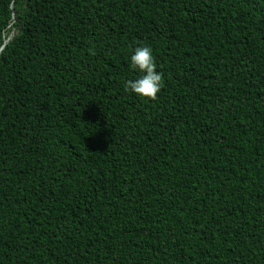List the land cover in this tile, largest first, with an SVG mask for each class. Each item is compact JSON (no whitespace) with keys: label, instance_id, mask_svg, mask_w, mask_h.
<instances>
[{"label":"trees","instance_id":"1","mask_svg":"<svg viewBox=\"0 0 264 264\" xmlns=\"http://www.w3.org/2000/svg\"><path fill=\"white\" fill-rule=\"evenodd\" d=\"M0 264H264V0H0Z\"/></svg>","mask_w":264,"mask_h":264},{"label":"clouds","instance_id":"2","mask_svg":"<svg viewBox=\"0 0 264 264\" xmlns=\"http://www.w3.org/2000/svg\"><path fill=\"white\" fill-rule=\"evenodd\" d=\"M131 68L140 71L143 75L136 80H128L125 90L137 96L156 100L163 87V72L157 71V64L153 50L148 46H139L131 56Z\"/></svg>","mask_w":264,"mask_h":264}]
</instances>
